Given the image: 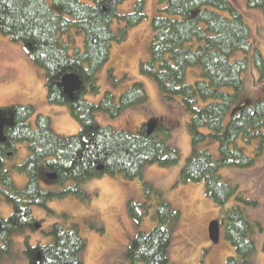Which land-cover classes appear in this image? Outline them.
Segmentation results:
<instances>
[{
	"label": "trees",
	"instance_id": "obj_1",
	"mask_svg": "<svg viewBox=\"0 0 264 264\" xmlns=\"http://www.w3.org/2000/svg\"><path fill=\"white\" fill-rule=\"evenodd\" d=\"M124 1L0 0V34L23 48L44 78L47 101L65 105L79 124L76 134L64 137L53 131L49 116L35 113L30 104L0 107L6 137L0 143V200L12 206L9 217H0V259L9 253L13 233L40 223L32 206L46 208L48 201L68 194L84 201L79 186L88 179L107 175L140 180L147 165L168 167L180 159L179 150L169 143V129L157 120H148L157 123L149 135L146 122L134 133L110 122L98 123L99 116L110 121L145 104L148 93L142 82L115 93L118 80L111 76L114 91H104L97 102L85 98L87 93H99L98 72L109 60L112 43L123 42L128 30L145 17V0H134L128 12L120 13L117 9ZM246 6L264 14V0H246ZM155 10L149 56L140 62L139 71L154 82L166 103L177 102L189 116L186 130L191 153L179 170L177 183H202L205 196L222 209L219 225L234 248V255L223 264H250L254 242L244 207L256 206L257 201L223 180L220 169L247 168L264 149V96L254 102L241 101L243 74L250 64L257 75L255 83L264 89V58L242 14L229 0H157ZM113 22L119 25L115 31ZM238 53L242 56L237 57ZM189 68L197 69L192 84L184 82ZM67 73L82 81L72 100L59 86ZM199 100L204 104L199 105ZM239 141L253 145L252 156ZM206 142L217 144V155L200 149ZM21 143L27 145L29 156L21 165L11 166L27 177L24 189L19 190L6 163ZM49 172L56 174L53 180L61 190L40 191L39 177ZM141 196L139 203L127 201L128 215L138 226L149 217L153 226L131 240L127 264H167L180 212L145 181H141ZM230 200L232 206L224 210ZM62 217L63 222L52 226L51 243L26 244L27 264H81L86 241L79 235L78 224L66 213Z\"/></svg>",
	"mask_w": 264,
	"mask_h": 264
},
{
	"label": "rangeland",
	"instance_id": "obj_2",
	"mask_svg": "<svg viewBox=\"0 0 264 264\" xmlns=\"http://www.w3.org/2000/svg\"><path fill=\"white\" fill-rule=\"evenodd\" d=\"M89 1V0H87ZM134 0H126L118 6V12L126 13L132 8ZM157 0H145L142 22L128 30L126 39L121 43H112L109 60L98 72V94H85V98L97 102L104 91L113 90L111 76L117 78L115 93L122 92L133 82H142L148 93L147 102L132 109L125 110L117 118L108 121L98 118V123L112 124L115 128L136 132L141 123L154 119L170 131L169 143L180 152L179 161L168 167L147 165L143 169L142 178L124 180L116 176H101L84 181L79 190L84 201L73 194L63 195L47 202L46 208L32 206L33 216L40 222L39 227L25 228L10 236V249L0 259V264H27L24 248L27 245L49 244L53 241L50 234L52 226L63 222L62 214L66 213L71 222L79 226V235L86 241V247L80 253L81 264H127L126 251L131 240L139 231L149 230L153 224L145 218L138 226L128 215L127 201H142L141 181L159 192L163 199L180 212V219L171 234L167 264H223L228 257L234 255L233 246L226 240L223 228L219 226V240L214 243L206 230L210 221L222 216V209L215 206L203 192L202 183H177L178 172L191 153L190 137L186 130L188 114L178 103L167 101L158 92L153 81L142 75L139 64L149 56V42L152 35L150 22L156 13ZM242 14L247 23L252 40L264 58V14L259 9H250L246 0H229ZM224 14V13H223ZM119 25L113 22L115 31ZM81 45V38H78ZM241 57V53L236 54ZM112 68V69H111ZM111 69V70H109ZM197 69L189 68L184 82L192 84L197 80ZM123 75H127L123 78ZM256 72L250 64L243 74V90L241 101L254 102L264 96L263 87L255 83ZM231 92V88H224ZM166 101V102H165ZM30 104L35 113L50 117L51 128L60 136H70L78 132V123L68 112L65 105L50 104L46 98L44 78L37 73L27 58L23 48L12 43L0 34V107ZM199 105L204 103L199 100ZM68 113L70 119L66 116ZM34 118V117H33ZM33 118L30 119L33 125ZM3 122L0 112V124ZM247 155H253V145H244ZM217 144L204 143L200 149H207L213 154ZM29 156L25 143L17 146V153L7 160L11 178L17 189H24L27 177L24 173L11 168L21 165ZM221 178L233 186H237L247 198L257 201L256 206L244 207V211L252 223L251 237L254 250L248 260L250 264H264V149L255 156L254 163L247 168L226 166L220 169ZM178 178V177H177ZM174 180V182H173ZM171 183V184H170ZM39 188L42 192L59 191L62 188L47 175L39 177ZM228 201L224 210L231 207ZM12 213L11 204L0 200V217L7 218Z\"/></svg>",
	"mask_w": 264,
	"mask_h": 264
},
{
	"label": "water",
	"instance_id": "obj_3",
	"mask_svg": "<svg viewBox=\"0 0 264 264\" xmlns=\"http://www.w3.org/2000/svg\"><path fill=\"white\" fill-rule=\"evenodd\" d=\"M82 85L81 79L73 73H67L63 75L60 78L59 81V86L61 88V91L64 95L68 97V99L72 100L76 97L77 93L80 91ZM156 121H148L146 122V134L149 135L153 132V130L156 127ZM3 128V122L0 124V143L5 142L6 137L3 134L2 131ZM102 167H98V170H101ZM47 177L50 180H53L56 178V174L53 172H49L46 174ZM40 225L37 223L35 227H39ZM208 233L210 239L214 242L217 243L219 240V222L217 220H213L209 223L208 225Z\"/></svg>",
	"mask_w": 264,
	"mask_h": 264
},
{
	"label": "crops",
	"instance_id": "obj_4",
	"mask_svg": "<svg viewBox=\"0 0 264 264\" xmlns=\"http://www.w3.org/2000/svg\"><path fill=\"white\" fill-rule=\"evenodd\" d=\"M66 116H67V117L70 119V117H69V115H68V113H67V112H66ZM99 117H100V118H102V117H103L104 119L106 118V117H104V116H99ZM99 117H98V118H99ZM178 174H179V172H178ZM177 177H178V176H177ZM177 177H176L175 179H177ZM173 182H174V180H173ZM170 184H171V183H170Z\"/></svg>",
	"mask_w": 264,
	"mask_h": 264
},
{
	"label": "flooded vegetation",
	"instance_id": "obj_5",
	"mask_svg": "<svg viewBox=\"0 0 264 264\" xmlns=\"http://www.w3.org/2000/svg\"><path fill=\"white\" fill-rule=\"evenodd\" d=\"M210 223V222H209ZM209 223H208V225H209ZM208 225H207V227H206V230L208 231Z\"/></svg>",
	"mask_w": 264,
	"mask_h": 264
}]
</instances>
